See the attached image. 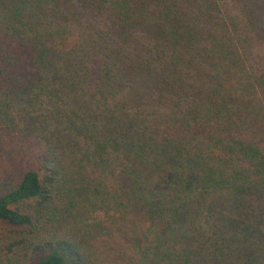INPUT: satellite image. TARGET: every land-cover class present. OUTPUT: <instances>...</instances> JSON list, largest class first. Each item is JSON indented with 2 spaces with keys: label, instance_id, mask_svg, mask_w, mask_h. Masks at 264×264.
<instances>
[{
  "label": "trees",
  "instance_id": "obj_1",
  "mask_svg": "<svg viewBox=\"0 0 264 264\" xmlns=\"http://www.w3.org/2000/svg\"><path fill=\"white\" fill-rule=\"evenodd\" d=\"M0 264H264V0H0Z\"/></svg>",
  "mask_w": 264,
  "mask_h": 264
}]
</instances>
